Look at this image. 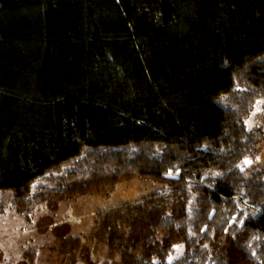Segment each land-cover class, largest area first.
I'll return each instance as SVG.
<instances>
[{"label": "trees", "instance_id": "obj_1", "mask_svg": "<svg viewBox=\"0 0 264 264\" xmlns=\"http://www.w3.org/2000/svg\"><path fill=\"white\" fill-rule=\"evenodd\" d=\"M263 98L264 0H0V196L167 186L61 239L67 264H264Z\"/></svg>", "mask_w": 264, "mask_h": 264}, {"label": "rangeland", "instance_id": "obj_2", "mask_svg": "<svg viewBox=\"0 0 264 264\" xmlns=\"http://www.w3.org/2000/svg\"><path fill=\"white\" fill-rule=\"evenodd\" d=\"M247 119L249 128L264 129V98ZM256 158L248 157L249 166L264 167V139ZM167 186L149 178H131L120 182L111 192H91L76 198H59L33 208H20L12 190L0 196V264H67V254L60 252V240L91 232L100 212L132 204ZM181 246L169 257L179 258Z\"/></svg>", "mask_w": 264, "mask_h": 264}]
</instances>
